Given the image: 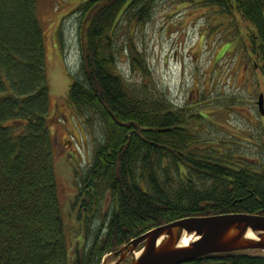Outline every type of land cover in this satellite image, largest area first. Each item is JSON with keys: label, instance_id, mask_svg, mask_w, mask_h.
I'll list each match as a JSON object with an SVG mask.
<instances>
[{"label": "trees", "instance_id": "1", "mask_svg": "<svg viewBox=\"0 0 264 264\" xmlns=\"http://www.w3.org/2000/svg\"><path fill=\"white\" fill-rule=\"evenodd\" d=\"M159 1L84 0L74 9L81 15L80 53L67 101L80 126L99 129L100 139L87 166L73 171L69 222L48 129L45 34L35 1L0 0V264H101L130 240L175 220L264 215V125L259 120L251 136L255 151H242L245 140L220 133L218 121L239 100L222 96L209 105L202 94L197 105L175 104L134 43L133 29L149 23ZM172 1L245 22L264 76V0ZM125 53L139 79L128 82L119 72ZM106 108L141 130L119 126ZM210 126L214 133H207ZM254 253L183 264H264V253Z\"/></svg>", "mask_w": 264, "mask_h": 264}, {"label": "rangeland", "instance_id": "2", "mask_svg": "<svg viewBox=\"0 0 264 264\" xmlns=\"http://www.w3.org/2000/svg\"><path fill=\"white\" fill-rule=\"evenodd\" d=\"M34 1L45 34V67L51 98L48 129L54 140L59 199L64 218L73 222L75 217L70 212V203L75 186L71 177L74 170L87 166L96 139H100L99 129L94 128L91 132L80 126L67 101L71 76H76L78 71L80 53L78 22L81 15L74 9L84 0ZM245 26V22H239L233 16H221L206 9H192L186 4L181 6L172 0H161L149 23L135 28L132 37L137 48L144 51L154 81L175 104L197 105L202 94L207 95L209 105H213L218 97L237 98L238 103L227 111L230 114L218 119L220 126H224L220 133L229 137L237 132L240 138L249 140L257 134L255 126L261 119L255 101L258 94L264 92V76L260 71L253 73L252 68L251 71L243 69L244 60L248 58L241 51L250 49L244 44ZM237 29L243 33L238 34ZM228 42L235 46L222 54L224 49L221 47ZM128 60V55L123 54L119 65L136 79L138 72L132 69ZM245 76H250V83L245 81ZM206 109L208 112L214 108ZM208 133H214V130ZM242 142L247 145V149L241 148L242 151H255L253 144L250 147L248 141ZM68 213H71L69 218ZM113 260V256L105 258L106 264Z\"/></svg>", "mask_w": 264, "mask_h": 264}, {"label": "water", "instance_id": "3", "mask_svg": "<svg viewBox=\"0 0 264 264\" xmlns=\"http://www.w3.org/2000/svg\"><path fill=\"white\" fill-rule=\"evenodd\" d=\"M262 96H257L260 115H264ZM108 112L119 126L141 130L135 122H119ZM184 239H189L186 245H182ZM252 251L264 253V215L230 213L188 217L157 226L130 240L109 264H183L211 254ZM103 262L106 264L105 259Z\"/></svg>", "mask_w": 264, "mask_h": 264}, {"label": "bare ground", "instance_id": "4", "mask_svg": "<svg viewBox=\"0 0 264 264\" xmlns=\"http://www.w3.org/2000/svg\"><path fill=\"white\" fill-rule=\"evenodd\" d=\"M96 7V6H95ZM95 7H93L90 11H89V13L86 15V17L84 18V20H83V23H82V25H81V27L83 28L84 26H85V24L87 23V20H86V18L87 17H89V15L91 14V12L94 10V8ZM154 11V10H153ZM86 20V21H85ZM79 23V22H78ZM79 26L80 25H78V33L79 34H81V32L79 31ZM136 28V27H135ZM135 28L133 29V30H135ZM133 33H134V31H133ZM244 37V44L245 45H247V46H249V39H247V37H245V36H243ZM228 44H231L232 45V43H230V42H228ZM229 46V45H228ZM232 46H235V45H232ZM244 46V45H243ZM227 48H230V47H227V45H224V46H222L221 47V49H224L223 51H222V54L224 53V51L227 49ZM243 49V47L240 49V50H242ZM249 49V48H248ZM253 59V55H251V60ZM119 64V63H118ZM119 72L122 74V76L126 79V80H128V82H129V80H135V79H132V77H131V75H130V72L129 71H125L124 70V68L122 69V67H120V65H119ZM261 73H262V71H260ZM137 77L138 78H136V79H139V75H137ZM257 107H258V105H257V100H256V104H255ZM107 109V112L108 111H110L108 108H106ZM111 112V111H110ZM112 113V112H111ZM108 114H109V112H108ZM113 114V113H112ZM110 115V114H109ZM132 127V126H131ZM140 127V126H139ZM213 129V127L212 126H210V127H208V129L206 130L207 131V133L209 132V131H211ZM75 193H76V191H75ZM188 241H189V239H184L183 240V242H182V245H186L187 243H188ZM122 248V247H121ZM117 252V251H116ZM116 253L114 252V253H111V254H108V256H113V259H115L116 258V255H115Z\"/></svg>", "mask_w": 264, "mask_h": 264}, {"label": "flooded vegetation", "instance_id": "5", "mask_svg": "<svg viewBox=\"0 0 264 264\" xmlns=\"http://www.w3.org/2000/svg\"><path fill=\"white\" fill-rule=\"evenodd\" d=\"M243 36H247V38H248V36L250 37L251 35H248L246 32L245 33H243ZM247 51V58L248 59H245L244 60V62L245 63H243L244 65H243V69L244 70H250L251 71V68H252V71H253V73H255L256 74V72L257 71H261V69L259 68V65H257V60H255V59H253L252 61H251V49H248V50H246ZM241 53H243L242 51H241ZM248 77H250V76H245L244 78H245V81L247 82V83H250L251 81L248 79ZM247 91H249L248 90V88H247ZM260 94H262L263 96V103H264V92H260L259 94H258V96L260 95ZM258 98V97H257ZM255 104H256V101H255ZM231 108H233V106H231V107H229L228 109L230 110ZM230 114V113H229ZM262 117H264V115H262V116H260L259 118H261L260 119V122H261V124H263L264 125V118H262ZM235 133H237V132H235ZM251 138L249 137V140H250ZM242 140H244V139H242ZM249 140H245V141H248V144L250 145V147H251V140L249 141ZM249 147V148H250ZM123 263H125L126 264V262H123Z\"/></svg>", "mask_w": 264, "mask_h": 264}]
</instances>
